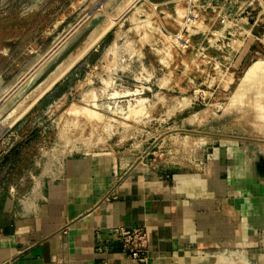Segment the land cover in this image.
I'll return each instance as SVG.
<instances>
[{"label": "rangeland", "instance_id": "1", "mask_svg": "<svg viewBox=\"0 0 264 264\" xmlns=\"http://www.w3.org/2000/svg\"><path fill=\"white\" fill-rule=\"evenodd\" d=\"M217 4L0 0V205L80 152L197 170L240 141L264 165V57L236 65L241 15L222 29Z\"/></svg>", "mask_w": 264, "mask_h": 264}, {"label": "crops", "instance_id": "2", "mask_svg": "<svg viewBox=\"0 0 264 264\" xmlns=\"http://www.w3.org/2000/svg\"><path fill=\"white\" fill-rule=\"evenodd\" d=\"M201 1L238 12L230 9L235 2ZM240 24L236 65L264 57V15ZM218 146L197 170L157 167L131 150L80 152L26 195L9 186L0 264H134L112 230L136 226L147 232L149 264H216L200 251L237 247L264 264L255 249L264 229V165L240 141Z\"/></svg>", "mask_w": 264, "mask_h": 264}, {"label": "built area", "instance_id": "3", "mask_svg": "<svg viewBox=\"0 0 264 264\" xmlns=\"http://www.w3.org/2000/svg\"><path fill=\"white\" fill-rule=\"evenodd\" d=\"M227 2H240L236 11L243 15L240 14L242 16L241 18L246 20V23L251 19H254L253 22H258L259 17L264 15V0H227ZM255 14L256 16H254ZM232 17V13H225L222 16L219 21L222 29L227 27ZM242 33L241 31V34ZM215 34L217 33L214 32V35ZM222 66H224V68H222L223 70L228 71L229 68L225 65ZM112 231L118 238L121 251L128 255L134 264H149L148 235L144 227H115ZM257 239L255 249L264 252V229L258 233ZM200 255L202 257L213 258L216 264H255L251 258V249L247 247L223 249L214 252L200 251Z\"/></svg>", "mask_w": 264, "mask_h": 264}, {"label": "bare ground", "instance_id": "4", "mask_svg": "<svg viewBox=\"0 0 264 264\" xmlns=\"http://www.w3.org/2000/svg\"><path fill=\"white\" fill-rule=\"evenodd\" d=\"M258 64H259V63H258ZM258 64H257V65H258ZM263 64H264V63H263ZM263 66H264V65H263ZM263 66H262V67H263ZM260 68H261V66H260ZM262 69H264V68H262ZM262 69H261V70H262ZM253 70H254V69H253ZM259 71H260V70H259ZM253 72H254V71H253ZM255 73H256V72H255ZM263 132H264V131H263Z\"/></svg>", "mask_w": 264, "mask_h": 264}, {"label": "trees", "instance_id": "5", "mask_svg": "<svg viewBox=\"0 0 264 264\" xmlns=\"http://www.w3.org/2000/svg\"><path fill=\"white\" fill-rule=\"evenodd\" d=\"M246 61H243V63L245 64Z\"/></svg>", "mask_w": 264, "mask_h": 264}]
</instances>
